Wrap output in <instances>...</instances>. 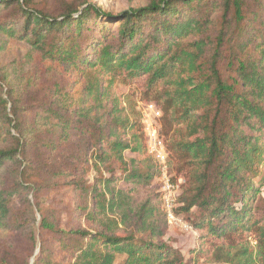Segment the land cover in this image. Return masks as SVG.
I'll return each mask as SVG.
<instances>
[{"label":"trees","instance_id":"16d2710c","mask_svg":"<svg viewBox=\"0 0 264 264\" xmlns=\"http://www.w3.org/2000/svg\"><path fill=\"white\" fill-rule=\"evenodd\" d=\"M12 40L45 65L0 66V264H264V0H0ZM139 100L184 178L188 256Z\"/></svg>","mask_w":264,"mask_h":264},{"label":"rangeland","instance_id":"374dc122","mask_svg":"<svg viewBox=\"0 0 264 264\" xmlns=\"http://www.w3.org/2000/svg\"><path fill=\"white\" fill-rule=\"evenodd\" d=\"M90 1L98 4L99 6H102L107 11L118 13L119 11L127 8L129 5L141 4L145 0H90ZM29 58L31 60H28ZM21 61L29 62V65L33 64V66L39 68L45 65L43 63L40 64L36 56L31 52H29V47L27 46V44L21 41L12 40L11 42H9L7 47L0 52V66L8 65V67H13L19 64ZM136 94H138V96H141L139 91H136ZM140 101L142 102V100H139L138 102ZM169 163H170V167H169L168 175L172 179L175 185L179 184V191L181 193L182 184L184 183V178L182 174L180 173L177 174L174 168V164L170 162V159H169ZM158 184L160 189V185H161L160 179H158ZM261 194L264 197V186L262 187ZM68 197L69 195L65 190H63L62 192L54 191L51 193H47L45 195L43 208L47 209L51 206H54L53 204H57V206L61 207L60 209L63 211L64 204L66 203L67 200L70 199V198L68 199ZM179 216H181L187 224H191L187 221L185 215L182 214ZM38 217H40L39 214ZM168 224L169 225L165 239L170 241L173 244V246L179 248L181 251H183L186 254V256H188L189 250L192 249L194 246H196L197 233L194 231V229L188 230L184 227L171 224L170 222ZM2 237H9V235L7 233H0V239H2ZM3 245L4 244L1 243L0 241V249L3 247Z\"/></svg>","mask_w":264,"mask_h":264},{"label":"built area","instance_id":"2783aa9c","mask_svg":"<svg viewBox=\"0 0 264 264\" xmlns=\"http://www.w3.org/2000/svg\"><path fill=\"white\" fill-rule=\"evenodd\" d=\"M138 108L142 116L143 131L146 146L149 154H151L160 164L161 168V197L163 209L171 224L193 230L191 224H187L184 219L176 213L177 196L180 193L179 184L175 185L169 177V152L162 134L163 112L154 101L139 102Z\"/></svg>","mask_w":264,"mask_h":264}]
</instances>
